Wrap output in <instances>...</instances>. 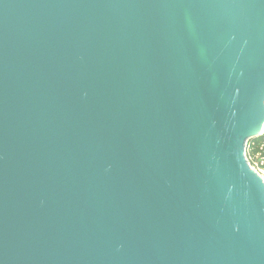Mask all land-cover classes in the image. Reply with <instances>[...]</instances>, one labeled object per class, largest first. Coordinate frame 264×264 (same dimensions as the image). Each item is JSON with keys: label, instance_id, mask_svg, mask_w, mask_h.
Masks as SVG:
<instances>
[{"label": "water", "instance_id": "95a60500", "mask_svg": "<svg viewBox=\"0 0 264 264\" xmlns=\"http://www.w3.org/2000/svg\"><path fill=\"white\" fill-rule=\"evenodd\" d=\"M264 0H0V264H264Z\"/></svg>", "mask_w": 264, "mask_h": 264}, {"label": "trees", "instance_id": "16d2710c", "mask_svg": "<svg viewBox=\"0 0 264 264\" xmlns=\"http://www.w3.org/2000/svg\"><path fill=\"white\" fill-rule=\"evenodd\" d=\"M246 156L252 166L264 171V135L252 138L246 147Z\"/></svg>", "mask_w": 264, "mask_h": 264}, {"label": "built area", "instance_id": "2783aa9c", "mask_svg": "<svg viewBox=\"0 0 264 264\" xmlns=\"http://www.w3.org/2000/svg\"><path fill=\"white\" fill-rule=\"evenodd\" d=\"M263 135H264V129H263ZM258 171H259V173H262V174H264V171L263 170H261V169H258V168H256Z\"/></svg>", "mask_w": 264, "mask_h": 264}, {"label": "rangeland", "instance_id": "374dc122", "mask_svg": "<svg viewBox=\"0 0 264 264\" xmlns=\"http://www.w3.org/2000/svg\"><path fill=\"white\" fill-rule=\"evenodd\" d=\"M262 174V173H261Z\"/></svg>", "mask_w": 264, "mask_h": 264}]
</instances>
